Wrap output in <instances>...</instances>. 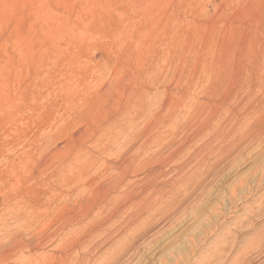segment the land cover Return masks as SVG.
<instances>
[{"label": "rangeland", "instance_id": "rangeland-1", "mask_svg": "<svg viewBox=\"0 0 264 264\" xmlns=\"http://www.w3.org/2000/svg\"><path fill=\"white\" fill-rule=\"evenodd\" d=\"M231 247L264 264V0H0V264Z\"/></svg>", "mask_w": 264, "mask_h": 264}, {"label": "bare ground", "instance_id": "bare-ground-1", "mask_svg": "<svg viewBox=\"0 0 264 264\" xmlns=\"http://www.w3.org/2000/svg\"><path fill=\"white\" fill-rule=\"evenodd\" d=\"M132 79H133V78H132ZM55 99H56V98H55ZM57 106H58V105H57ZM56 108H57V107H56ZM56 111H57V109H56ZM62 112H63V110H62ZM103 112H104V111H103ZM110 113H111V112H110ZM58 116H59V115H58ZM80 121H81V120H80ZM110 121H111V120H110ZM62 122H63V121H62ZM65 122H66V121H65ZM103 122H104V121H103ZM60 125H61V124H60ZM107 125H108V124H107ZM57 126H58V125H57ZM80 126H81V125H80ZM105 126H106V125H105ZM54 128H55V127H54ZM71 128H72V127H71ZM71 128H70V129H71ZM98 128H99V127H98ZM147 129H148V128H147ZM55 133H56V132H55ZM59 133H60V132H59ZM46 135H47V134H46ZM84 135H85V134H84ZM139 135H140V134H139ZM76 137H77V136H76ZM124 137H125V136H124ZM143 137H144V136H143ZM137 138H138V137H137ZM135 139H136V138H135ZM30 141H31V140H30ZM30 141H29V142H30ZM34 141H35V140H34ZM94 141H95V140H94ZM98 141H99V140H98ZM123 142H124V141H123ZM125 142H126V141H125ZM95 143H96V142H95ZM96 144H97V143H96ZM120 144H122V143H120ZM103 145H104V144H103ZM149 145H150V144H149ZM149 145H148V146H149ZM46 146H47V145H46ZM101 148H102V147H101ZM27 149H28V148H27ZM80 149H81V148H80ZM138 149H139V148H138ZM221 150H222V149H221ZM225 150H226V149H225ZM137 151H138V150H137ZM77 153H78V152H77ZM83 153H84V152H83ZM97 153H99V152H97ZM117 153H118V152H117ZM207 153H208V152H207ZM56 154H57V153H56ZM107 154H108V153H107ZM115 154H116V153H115ZM42 155H43V153H42ZM137 156H139V155H137ZM143 156H144V155H143ZM91 158H92V157H91ZM72 159H73V158H72ZM137 159H138V158H137ZM74 160H75V159H74ZM89 160H90V159H89ZM95 160H96V159H95ZM145 161H146V160H145ZM70 162H71V160H70ZM74 162H75V161H74ZM98 162H99V161H98ZM135 163H136V162H135ZM205 163H207V161H206ZM72 164H73V163H72ZM67 165H68V164H67ZM75 165H76V164H75ZM82 165H83V164H82ZM88 165H89V164H88ZM110 165H111V164H110ZM207 165H208V164H207ZM93 166H94V163H93ZM121 166H122V165H121ZM85 167H86V165H85ZM108 167H109V166H108ZM72 168H73V167H72ZM75 168H77V167H75ZM99 169H100V167H99ZM66 170H67V169H66ZM75 170H76V169H75ZM138 170H139V169H138ZM54 171H55V170H54ZM109 173H110V171H109ZM51 174H52V173H51ZM146 174H147V173H146ZM99 175H100V174H99ZM82 176H84V175H82ZM98 177H99V176H98ZM80 178H81V177H80ZM80 178H79V179H80ZM94 178H95V177H94ZM96 178H97V177H96ZM96 178H95V179H96ZM51 179H52V178H51ZM89 179H90V178H89ZM45 180H46V179H45ZM49 181H50V180H49ZM82 181H83V180H82ZM82 181H81V182H82ZM255 181H256V180H255ZM144 182H145V181H144ZM126 183L128 184V182H126ZM142 183H143V181H142ZM74 184H75V183H74ZM82 184H83V183H82ZM133 184H134V183H133ZM196 184H197V183H196ZM202 184H203V183H202ZM114 185H115V184H114ZM130 185H131V183H130ZM143 185H144V184H143ZM80 186H81V185H80ZM124 186H125V185H124ZM128 186H129V185H128ZM84 187H85V186H84ZM87 187H88V185H87ZM107 187H108V186H107ZM113 188L115 189V188H117V187L114 186ZM123 188H124V187H123ZM49 189H50V188H49ZM82 189H83V187H82ZM121 189H122V188H121ZM95 190H96V189H95ZM106 190H108V189H106ZM128 190H129V189H128ZM184 190H185V189H184ZM101 192H102V191H101ZM231 193H232V192H231ZM127 195H128V194H127ZM107 197H108V196H107ZM131 197H132V196H131ZM100 200H101V199H100ZM21 201H22V200H21ZM107 202H108V201H107ZM107 202H106V203H107ZM110 202H111V201H110ZM110 202H109V203H110ZM115 204H116V203H115ZM243 204H244V203H243ZM87 205H88V204H87ZM98 206H99V205H98ZM111 206H112V205H111ZM178 208H179V207H178ZM233 208H234V207H233ZM183 210H184V209H183ZM175 211H176V210H175ZM212 214H213V213H212ZM210 215H211V214H210ZM150 216H151V215H150ZM206 216H207V215H206ZM151 217H152V216H151ZM222 217H223V216H222ZM221 225H222V224H221ZM211 226H212V225H211ZM241 231H242V230H241ZM201 232H202V231H201ZM199 237H200V235H199ZM235 238H236V237H235ZM235 238H234V239H235ZM191 239H193V238H191ZM223 239H224V238H223ZM203 240H204V242H205L207 239L205 238V239H203ZM220 240H221V239H220ZM224 240H225V239H224ZM262 240H263V239H262ZM233 241H234V240H233ZM193 242H194V241H193ZM200 242H201V241H200ZM217 242H220V241H217ZM255 242H256V241H255ZM221 243H222V242H221ZM250 243H251V242H250ZM260 243H261V242H260ZM225 244H226V243H225ZM251 244H252V243H251ZM189 245H191V244H189ZM219 245H221V244L219 243ZM227 245H228V244H227ZM234 245H235V244H234ZM234 245H233V246H234ZM258 245H259V244H258ZM213 246H214V245H213ZM221 246H223V245H221ZM236 246H237V245H236ZM216 247H217V246H216ZM216 247H215V248H216ZM224 247H225V246H224ZM246 247H247V246H246ZM237 248H238V247H237ZM237 248H236V249H237ZM236 249H235L234 247H231V249H229V251H228V253H227V255H226L227 258H226V259H223L224 261H223V263H221V264H248L245 260H244L243 262H241V261L239 260V259H240L239 257H236V258L234 257V259L231 260V262H227L228 259H230V258L232 257V255L235 253V250H236ZM13 250H14V249H13ZM210 250H211V249H210ZM215 250H216V249H215ZM215 250H214V251L212 250V252L210 251L211 255L208 254L209 256L206 257L205 260L203 259L204 261H203V262L201 261V262H202L203 264H215V263H213V261H212V258H213L214 256H216V255L214 254V253H216ZM223 250H224V249H223ZM223 250H222V251H223ZM239 250H240V248H239ZM241 250H242V249H241ZM219 251L222 252L221 249H220ZM239 252H241V255H238ZM239 252H238V253L236 252V253H237V256H243L242 254H243L244 252H243V253H242V251H239ZM245 252H246V251H245ZM263 252H264V249H263ZM208 253H209V252H208ZM250 253H251V252H250ZM259 253L262 254V250H259ZM239 254H240V253H239ZM261 254H259V255H261ZM10 255H11V254H10ZM170 255H171V254H170ZM176 255H177V254H176ZM194 255H195V254H194ZM257 255H258V253H257ZM179 256H180V255H179ZM181 256H182V255H181ZM181 256H180V257H181ZM223 256H224V255H223ZM235 256H236V255H235ZM36 257H37V256H36ZM180 257H179V258H180ZM203 257H205V255H203ZM219 257H220V256H219ZM219 257H218V258H219ZM224 257H225V256H224ZM244 257H245V256H244ZM262 257H263V256H262ZM22 258H23V257H21V259H22ZM27 258H28V257H27ZM177 258H178V257H173V258H172V260H173V264H178L179 261H178ZM220 258H221V257H220ZM232 258H233V257H232ZM250 258H251V257H250ZM170 259H171V258H170ZM164 260H165V259H164ZM179 260H180V259H179ZM215 260H216V259H215ZM217 260L220 261L219 259H217ZM261 260H262V259H261ZM21 261H22V260H21ZM26 261H27V260H26ZM218 261H217V262H218ZM15 262H17V261H15ZM248 262H249V261H248ZM37 263H38V262H37ZM183 263H184V262H183ZM188 263H189V262H187V264H188ZM218 263H219V262H218ZM218 263H217V264H218ZM249 263H250V262H249ZM160 264H167V263H166L165 261H161ZM200 264H201V263H200Z\"/></svg>", "mask_w": 264, "mask_h": 264}]
</instances>
